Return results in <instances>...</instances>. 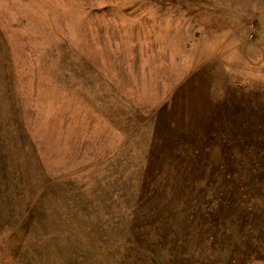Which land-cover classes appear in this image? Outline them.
<instances>
[{
  "label": "rangeland",
  "instance_id": "obj_1",
  "mask_svg": "<svg viewBox=\"0 0 264 264\" xmlns=\"http://www.w3.org/2000/svg\"><path fill=\"white\" fill-rule=\"evenodd\" d=\"M0 264H264V0H0Z\"/></svg>",
  "mask_w": 264,
  "mask_h": 264
}]
</instances>
